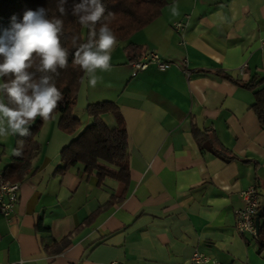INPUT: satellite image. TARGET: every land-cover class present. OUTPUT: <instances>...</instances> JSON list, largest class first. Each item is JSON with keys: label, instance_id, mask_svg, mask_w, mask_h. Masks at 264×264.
Segmentation results:
<instances>
[{"label": "crops", "instance_id": "crops-1", "mask_svg": "<svg viewBox=\"0 0 264 264\" xmlns=\"http://www.w3.org/2000/svg\"><path fill=\"white\" fill-rule=\"evenodd\" d=\"M130 42L136 51L117 43L110 69L83 87V114L75 111L85 129L87 106L118 107L129 135L126 189L110 179L99 187L78 168L60 173L72 138L59 118L47 121L36 172L19 184L11 220L0 215V264H189L196 250L220 264H264L257 240L236 229L241 193L259 184L260 199L264 190V128L253 94L220 76L264 78V0H173ZM149 53L170 73L152 66L133 78L130 65ZM222 150L240 162H225ZM113 197L123 199L109 205Z\"/></svg>", "mask_w": 264, "mask_h": 264}, {"label": "trees", "instance_id": "trees-1", "mask_svg": "<svg viewBox=\"0 0 264 264\" xmlns=\"http://www.w3.org/2000/svg\"><path fill=\"white\" fill-rule=\"evenodd\" d=\"M80 2L81 0H67L65 13L61 15L58 11L59 0H0V36H3L5 29L10 28L14 16L18 22H22L23 15L28 10L44 8L49 18L55 16L64 21L61 42L69 50V60L67 67L59 69L58 75L54 76L56 85L62 93V100L54 115L55 118H59L58 129L71 137L72 141L61 154L62 167L59 172L65 174L75 168L82 169L88 178L93 174L97 175L99 187L110 179L117 181L126 189L129 182L127 166L129 135L118 107L114 103L87 106L84 114L92 122L85 129L82 122L75 117L79 96L87 77L80 66L74 64V53L80 44L88 41L93 30L88 25H81L78 18L72 14L73 5ZM171 2L173 0H102L106 9L105 15L97 22L94 30L98 33L100 26L107 24L117 36L118 43L127 44L124 50L130 55L136 51V46L130 42L131 39L157 21ZM32 71H35V68ZM220 76L253 94L255 104L252 110L264 128V78L257 75L250 81H243L234 80L226 75ZM7 79L4 78L5 82ZM109 117L114 119L115 128L110 129L107 126L105 119ZM50 120L52 119L48 121ZM46 122L38 117L30 127L28 135L17 134L15 137L10 162L3 170L7 181L21 184L36 172L32 169V162L39 151L36 138ZM201 151H204L202 146ZM221 154L225 162H240L226 150H222ZM122 199L113 197L109 205L120 203ZM262 213L264 218V211ZM256 240L260 254L264 255V223Z\"/></svg>", "mask_w": 264, "mask_h": 264}, {"label": "clouds", "instance_id": "clouds-1", "mask_svg": "<svg viewBox=\"0 0 264 264\" xmlns=\"http://www.w3.org/2000/svg\"><path fill=\"white\" fill-rule=\"evenodd\" d=\"M66 3L67 0H59L61 15ZM171 7L177 14V6ZM105 11L102 0H81L73 5L72 14L78 22L93 29L88 41L75 51L73 60L93 87L97 84V70L110 69L112 51L118 43L107 24L101 25L98 33L94 30ZM63 27L61 18H49L47 10L40 8L26 11L22 22L14 16L10 28L0 36V138L28 135L38 117L43 121L55 119L62 93L54 76L67 67L69 60V50L61 42Z\"/></svg>", "mask_w": 264, "mask_h": 264}, {"label": "built area", "instance_id": "built-area-1", "mask_svg": "<svg viewBox=\"0 0 264 264\" xmlns=\"http://www.w3.org/2000/svg\"><path fill=\"white\" fill-rule=\"evenodd\" d=\"M175 31L180 32L184 29V24L175 25ZM154 66L161 75H167L172 69V64L165 62L158 54L149 53L143 60L132 63L130 68L133 70L132 77L135 78L137 74L147 71ZM248 67L243 65L238 74L240 77H245ZM187 77H190L188 71L185 72ZM259 184L250 187L241 193L243 201L242 209L236 212V229L239 235H250L254 239L257 237V230L255 227V219L260 212L259 200ZM20 185L7 181L4 178L3 171L0 172V215L7 221L11 220L14 209L19 203ZM14 264H23L22 262ZM120 264V263H111ZM189 264H220L214 257L205 255L196 250L189 261Z\"/></svg>", "mask_w": 264, "mask_h": 264}, {"label": "rangeland", "instance_id": "rangeland-1", "mask_svg": "<svg viewBox=\"0 0 264 264\" xmlns=\"http://www.w3.org/2000/svg\"><path fill=\"white\" fill-rule=\"evenodd\" d=\"M76 113L77 114H83V109L79 108V107H76ZM106 123H107V126L112 129L114 126L112 124V122L106 118ZM15 139V138H14ZM0 145H1V149L2 151L1 152V157H2V161L0 163V169L3 168V166H5L9 160H10V157H11V154H12V149L14 147V140L11 139L10 135L7 136V137H3V138H0ZM5 151V153L3 152ZM260 204L264 210V190H262L261 192V197H260ZM253 237H251L252 239Z\"/></svg>", "mask_w": 264, "mask_h": 264}, {"label": "water", "instance_id": "water-1", "mask_svg": "<svg viewBox=\"0 0 264 264\" xmlns=\"http://www.w3.org/2000/svg\"><path fill=\"white\" fill-rule=\"evenodd\" d=\"M260 218H261V212L258 213L255 219V227H256L257 233H259L260 231Z\"/></svg>", "mask_w": 264, "mask_h": 264}]
</instances>
